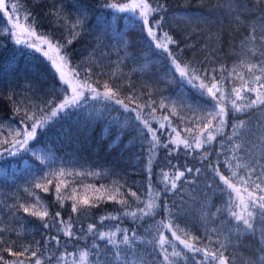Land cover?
I'll list each match as a JSON object with an SVG mask.
<instances>
[{
  "label": "trees",
  "instance_id": "trees-1",
  "mask_svg": "<svg viewBox=\"0 0 264 264\" xmlns=\"http://www.w3.org/2000/svg\"><path fill=\"white\" fill-rule=\"evenodd\" d=\"M128 1L121 0L123 3ZM12 3L17 5L12 16L13 22L30 27L51 42L65 55L66 66L73 75L74 67L78 69L80 77L91 76V83L98 86L101 92L104 91L103 85L108 82L114 90H119L118 98L132 94L140 104L150 99L155 101L153 107L157 109L156 113L151 114V109H145L144 112L151 126L159 129L158 136L162 143H168L169 134L173 139L177 137L171 128H160L161 123L167 124L162 119L165 115L181 138L191 140L200 134L201 127L197 124L201 121L197 118L203 117L205 113L185 102L190 100L195 103V90L181 81L177 73L173 76L167 72L171 67L167 54L156 49L138 26H129L131 14H127L128 20H125L123 17L126 14L120 13L119 21H114L113 10L104 7V0H6L10 13ZM151 3L153 6L160 3L166 5V11L159 14L164 16L160 31L167 32L179 42V47L170 46L179 61L199 70V75L209 81V85L213 69L218 80L223 75L222 88L226 98L235 100L232 89L237 87L241 88L242 96L255 99V93H245L243 87L245 81L251 83L254 80V75L264 76L258 70L253 73L248 71L250 64L264 63V55H261L264 53V0H260L259 4L257 0H151ZM77 19H84V25L76 29L73 43L68 44ZM112 23H115L117 31L126 33L127 46L108 27ZM7 29H10L7 20L0 13V152L10 148L11 142L17 138L16 133L22 132L24 125L31 124L26 119L21 121L25 111L43 115L40 110L49 100L55 99L58 103L64 97L58 74L49 60L42 53L15 45L10 41ZM221 66L224 68L223 73ZM233 69L234 74L229 76ZM77 80L81 83L80 79ZM182 87L187 92L181 93ZM162 97L169 98L164 108L159 107ZM207 101L211 103V98L208 97ZM125 103L131 108L137 107L136 102L125 100ZM237 103L244 104L246 101ZM173 108L175 115L172 114ZM227 108V126L216 136L211 146H205L212 149L208 159L202 155L205 149L188 152L183 145L169 155V149L176 148L172 144L168 148L160 146L152 154L153 189L163 187L161 170L171 173L174 171L173 166L179 170L193 169L178 182L175 191L161 197L154 215L145 216L136 222L127 216L120 221L106 220L102 227L99 225L100 217L117 214L121 205L105 200L98 207H86L82 214H74L71 212V199L65 200L61 208L56 200L55 188L61 181H67L62 185V191L71 195L75 190L79 199L101 194L89 185L100 188L101 185L123 184L125 187L122 192L133 209L143 207L149 198H154L147 187L146 152L142 150L139 139L130 143L133 137L138 136L137 129L133 127L139 124L135 118L136 112L125 113L119 105L93 100L89 96L81 107L67 109L68 115L59 114L38 130L37 136L29 142L30 152L0 159V229H3L0 231V256L15 260L17 257L9 256L5 248L11 246L14 251H20L24 246L36 248V242L39 241L38 255L43 253L42 259L48 264H58L53 257L61 255L66 256L67 264H76L82 252L88 253L84 264H104L105 260L109 264H162L163 256L158 251L154 252L153 245L148 241L154 238L157 223L165 217L163 200L167 199L169 204L175 202L180 209L179 214L176 208L172 209L174 223L181 228L187 227L193 235L201 237L198 246L209 245L205 237V230L208 229L215 242L209 246L218 248L223 243L230 264H261L260 258L264 252L260 248L264 245L260 242V229L264 228V221L259 217L254 219L257 228L255 235L247 231L237 232L235 222L230 221L227 212H217L223 201L220 195L213 194L208 184L212 182L213 175L209 165L216 166L218 160L222 163L226 157L232 158L233 170L243 176L249 173L245 168L237 169V163L255 164L257 171L253 179L261 176L257 182L264 181L260 165L256 164L257 160L264 164V157L261 156L264 145L260 139L264 132V106L236 113L231 103L227 102ZM240 121L245 122L244 127L239 126ZM202 122L206 123L207 120ZM233 125H236V136H233ZM106 127L108 134L102 138ZM187 127L193 131L189 133ZM121 130L123 136L119 145L110 149L109 145ZM229 137L232 139L229 140ZM126 144L130 146L125 148ZM236 144L242 147L237 150L234 147ZM197 168L201 169L199 174L195 172ZM61 171L65 173L63 176L59 175ZM223 171L228 170L225 168ZM69 172L73 175H68ZM77 172L84 174L75 175ZM89 172L101 174L88 175ZM41 178L45 182L48 179L52 181L48 185V192L35 188V183ZM216 180L219 183L218 178ZM130 190L135 191L141 201L130 195ZM37 198L43 203L37 205ZM21 203L32 205L33 211H43L46 206L50 215L45 220L53 227L45 229L38 217L25 214L19 208ZM57 211L61 212L65 220L72 217L75 239L64 236L62 232L57 233L59 224L53 220ZM212 213H216V216L213 217ZM89 223L97 224L100 230H107L119 223L121 228L135 230L140 239L131 248L121 246V256L117 261L114 250L110 251L111 246L106 241L95 240L90 234L81 238V228L86 232ZM164 234L171 239L168 231L164 230ZM178 234L184 235L183 232ZM57 235L60 244L50 241L46 250L45 242L50 236ZM93 244L97 247L93 248ZM177 247L181 248L178 244ZM97 250L100 256H97ZM197 257L200 258V254ZM179 264H189V261L180 260Z\"/></svg>",
  "mask_w": 264,
  "mask_h": 264
},
{
  "label": "snow or ice",
  "instance_id": "snow-or-ice-1",
  "mask_svg": "<svg viewBox=\"0 0 264 264\" xmlns=\"http://www.w3.org/2000/svg\"><path fill=\"white\" fill-rule=\"evenodd\" d=\"M10 2V0H9ZM260 3V0H257V4ZM104 7L113 10L114 21L118 22L121 17L118 14H126L123 19L128 20V15L131 14L132 21H129V26L139 27L142 32H146V37L150 39L151 42L155 44V48L159 49L162 53L167 54V57L171 61V67L167 70L168 73L173 76L175 73H178L181 81L186 82L191 89H194L196 92L197 99L193 104L190 100L185 101L189 104L190 107H196L205 113L203 117H198L197 119L201 121L197 126L201 127V132L199 135H196L193 139L189 140L187 138H181L177 129L172 125L171 121L168 119V116H163L162 119L167 121V124L161 123L160 128H171L172 132L177 133L176 139H173L171 134H169V140L167 144L161 142L160 137L158 136L159 129L153 128L146 118L145 109H151V114H155L157 109L153 107L155 101L149 100L144 104L138 103V98H135L132 94H129L125 98L119 97V90H114L109 86V83L106 82L103 85L104 91L101 92L98 90V86H94L91 83V76L87 78L80 77L79 71L76 68H72L74 73V78L80 79L81 83L73 86L70 80L65 79V73L62 70L64 68L63 64L57 65L56 59H53L49 55V51L43 50L41 46L36 45L35 43H28L27 47L34 48L37 53L43 52V56L51 61V66L55 72L59 75V87L63 88L64 97L60 102H56L55 99L49 100L43 109L40 110L43 115H37L36 113L29 114L28 111H25L24 116L21 117V121L24 122L25 119L31 121L30 130L24 129L22 132L16 133V139L11 142L10 148L5 149V151L11 156H17L21 153H28L31 151L29 147V141L33 140L37 134L38 129H42L46 126L49 120L57 118L59 114L63 113L68 115L66 111L70 108H79L81 104L86 99L90 98L93 100H104L107 101L110 105H119L125 113L136 112V120L139 121L138 125H133L137 129L138 136L133 137L130 143H135L137 139L141 144L142 150L146 152L144 159L146 160V171L148 175V192L154 198H149L143 207L131 208L129 201L125 198V194L122 192V188L125 187L123 184H116L113 186H104L101 185L100 188H95L92 185L88 187L94 188L96 193H101L100 195H94L92 197H83L77 198L75 190L72 191L71 195L62 191V185L66 184L67 181H61L56 185V200L60 204L61 208L64 207V201L71 199L73 202L71 204V212L74 214H82L84 208L88 207H98L100 202H115L121 205V209L117 214H108L106 216H101L99 219V225L102 227L104 221H120L122 217H130L133 222H136L139 219H143L145 216H152L155 214L161 197L164 194L175 191L178 188V182L186 178V173H191L192 168H186L185 170H179L176 166H173V172H167L161 170L163 176V187L153 189L151 179H152V154H154L160 146L168 148L169 144L176 145V148L169 149V155L173 151L179 149L180 145H183L186 151H200L205 149V152L202 153L204 159H208V153L212 151L211 147L206 148L205 146H211L212 143L216 140V136L222 133V129L227 126V116L229 114V109L227 108V102L231 103V107L234 112H244L247 109L264 106V76L254 75V80L250 83L249 81L244 82L243 92L255 93V99H250L248 97L242 96L241 88L234 87L232 91L235 93V100H231L230 97L226 98L225 91L222 88V82L225 77L217 79L215 76V69H213V75L211 77V83L209 86V81L205 80L199 75V70L192 67L190 64H185L182 61H179L178 57L174 54V49L170 48L169 45H175L179 47V42L170 36L167 32L163 33L161 37L158 33L161 29L162 21L164 20L163 15L160 13L166 11V5L163 3L153 6L151 0H138L135 3H123L121 0H104ZM12 12L8 11L6 6V0H0V13L4 17L8 18V22L11 25V29H22L27 35L34 36L36 35L30 28H22L19 23H14L12 16L16 12L17 5L15 3L11 4ZM138 11V14H137ZM86 19V17H85ZM84 25V19H77L73 24V30L70 33L72 39L67 41L68 44L73 43V39L76 37V29ZM108 27L113 32L114 36L118 37L125 46H127L128 41L126 40V33L124 31H117L115 23L109 24ZM7 29L8 35L10 37H16L15 43L17 45L21 44V40L18 37L17 32ZM43 44H46L49 50H53V45L51 42L44 40ZM58 51V49H55ZM264 55V53H261ZM58 59L61 61L64 60V56H59ZM174 69V71H173ZM254 70H258L264 73V63L250 64L248 66V71L253 73ZM90 71V70H89ZM224 68L221 66V72L223 73ZM235 69L232 72H229V76L233 75ZM115 76V73H113ZM243 79V77H240ZM196 81H200L199 86L197 87ZM255 84V86H252ZM67 85V87H64ZM71 89L72 95H68V91ZM181 93L187 92V89L181 88ZM205 93L207 95H205ZM219 93V95H217ZM151 94V93H150ZM211 98V103L207 101V98ZM168 97H162L159 107L164 108L165 101L168 100ZM125 100L129 102H136L137 107L131 108L129 104L125 103ZM244 100L246 103L238 104L237 101ZM111 110V109H110ZM172 114L175 115L176 111L173 108ZM206 119L207 122L203 123L202 121ZM215 121V124L213 123ZM244 121L239 122L240 127H244ZM142 125V127H141ZM234 131L233 136H236L238 133L235 131L236 125H233ZM146 129V131H145ZM186 130L191 133L193 129L187 127ZM108 134V128L106 127L102 133V138ZM22 138H19L21 137ZM123 136V130L119 131L116 137L113 139L109 148L118 146L120 140ZM149 136L151 140H149ZM229 140L232 137L228 138ZM261 144L264 145V132L261 134ZM7 144L8 141H5ZM147 145L146 148L144 146ZM129 144L125 145V148L129 147ZM223 148L224 145L221 144ZM234 147L239 150L242 145L236 144ZM220 153H217L219 156ZM261 156L264 157V149L261 150ZM3 158V155L0 154V159ZM39 158V157H38ZM235 158V157H233ZM140 157L137 156V160ZM232 158H225L221 163L217 161L216 166L209 165L210 170L213 175L211 177V183L208 184V188L213 189V194L220 195L222 198V206L217 209V212L226 211L230 221H234V228L237 232L247 231L253 235L256 234L257 228L254 224V219L259 217L261 221H264V181L257 182L261 180V176H257L256 179H253V174L257 171L255 164L249 163H237L236 168H245L248 171L247 176L240 175L238 171L233 170L231 163ZM43 164V160H41ZM256 164L260 165L262 170L261 174L264 176V164L260 160L256 161ZM227 169L225 172L223 169ZM201 169H195V172L199 174ZM230 173V174H229ZM52 173H48L51 175ZM65 173L61 171L59 175L63 176ZM83 172H77L75 175H83ZM97 175L101 173H91L88 175ZM68 175H73L69 172ZM216 178H218L219 183H217ZM50 179L46 180L44 178L38 179L35 183V188L41 189L44 192H48V185L51 184ZM223 185V187H221ZM28 191V189H25ZM246 193V195H245ZM31 195V193H29ZM106 194V196H105ZM130 195L136 198L139 202L141 197L137 195L135 191L130 190ZM37 205L42 204L43 202L37 198ZM32 205H25L23 203L19 204V208L23 209L25 214L38 217L43 222V227L45 229L53 227L52 224L48 223L45 218L49 217L50 212L45 206L43 211H33L31 210ZM176 208L177 214H179L180 209L176 206L175 202L169 204L167 199L163 200V211L165 212V217L159 221L156 225V233L152 240H149L148 243L153 245V251H158L161 256H163L162 264H179L180 260L189 261V264H230V259L225 255V245L223 243L219 244L218 248L210 247L209 245L214 244L212 236L209 234V230H205V237L209 241V245L203 247L198 246V242L201 237L193 235L187 227L181 228L179 224L174 223V218L172 216V209ZM213 217L216 216V213L211 214ZM53 220L59 224V227L56 229L57 233H63L64 236L71 239L76 238V233L74 231L75 222L72 220V217L69 216L67 220L63 219L61 212L57 211ZM164 230L171 232V239L166 237ZM3 231V229H0ZM129 232H132V235H129ZM178 232H183L184 235L181 236ZM92 235L95 240L106 241L107 245L111 246L110 251L114 250V258L118 261L121 256V246H127L131 248L134 242L138 239V235L135 230L128 228H121L120 224L117 223L107 230H100L97 227V224L89 223L87 230L81 228V238L84 235ZM158 237V239L156 238ZM55 241L57 245L60 244V237L50 236L48 241L45 242L44 247L47 250L48 242ZM178 241L179 245H182V248H178L175 243ZM143 242V241H141ZM260 242L264 245V228L260 229ZM0 243H2V238H0ZM37 247L32 248L31 246H24L20 251H14L11 246H8L4 249L7 251L9 256H15V260H7L5 257L0 256V264H48V261L42 259L43 253L39 252L40 242H36ZM97 245L93 244V248H96ZM223 249V250H222ZM261 252H264V247L260 248ZM188 253H192V256H189ZM197 254H200V258L197 257ZM88 253H80L79 261L76 264H84L86 261ZM97 256H100V251L97 250ZM19 257H25V259H19ZM57 260L58 264H67L66 256L61 255L59 257H53ZM261 264H264V256H261ZM99 264V262H98ZM104 264H109L107 260L104 261Z\"/></svg>",
  "mask_w": 264,
  "mask_h": 264
},
{
  "label": "rangeland",
  "instance_id": "rangeland-1",
  "mask_svg": "<svg viewBox=\"0 0 264 264\" xmlns=\"http://www.w3.org/2000/svg\"><path fill=\"white\" fill-rule=\"evenodd\" d=\"M135 2H138V0H129L128 2H126V3H135ZM7 5V4H6ZM137 14H138V11H137ZM3 15V14H2ZM6 20H7V23H8V26H9V28L11 29V25L9 24V22H8V18L7 17H4ZM21 26H22V28H30V27H28V26H26V25H23V24H20ZM31 29V28H30ZM12 31H15V32H17V34H18V37L20 38V40H21V44H19V45H17L16 43H15V39H16V37H10V41L11 42H13L15 45H17V46H21V47H25V48H27V49H29V50H31V51H35V49L34 48H29V47H27V44L28 43H35L36 45H38V46H41L42 48H43V50H45V51H49V55L53 58V59H56V62H57V65H60V64H63L64 65V68L62 69L63 71H64V73H65V79L66 80H70L71 82H72V84H73V86H75V85H78V84H80V82L76 79V78H74V75L68 70V68H67V66H66V57H65V55L64 54H62L59 50L57 51V50H55L56 48L53 46V50H49L48 49V47H47V45L46 44H43L42 43V41H44V40H47L45 37H43V35H41L39 32H36V31H34L33 29H31L33 32H35L36 33V35H34V36H29V35H27L24 31H22V29H11ZM146 33V32H145ZM163 33H165V32H162V31H159V35L161 36V37H163ZM153 43V42H152ZM153 45L155 46V44L153 43ZM171 45H169V47H170ZM159 50V49H158ZM40 53H42V55H43V52H40ZM64 56V60L63 61H61L60 59H58V57L59 56ZM47 59V58H46ZM48 60V59H47ZM50 63H51V61H49ZM178 74V73H177ZM179 75V74H178ZM58 78H59V75H58ZM199 83H200V81H196V84L199 86ZM210 86V85H209ZM65 87H67V85H65ZM72 95V92H71V89H69V96H71ZM50 122V120L48 121V123ZM31 125V124H30ZM30 125H24L23 126V130L24 129H29L30 130ZM39 130V129H38ZM22 138V137H21ZM31 141V140H30ZM29 141V142H30ZM0 154H2L3 155V158L5 157V156H7V155H9L6 151H3V152H0ZM245 195H246V193H245ZM169 234L171 235V232H169ZM176 243L179 245V243H178V241H176ZM181 248L183 247L182 245H179Z\"/></svg>",
  "mask_w": 264,
  "mask_h": 264
}]
</instances>
